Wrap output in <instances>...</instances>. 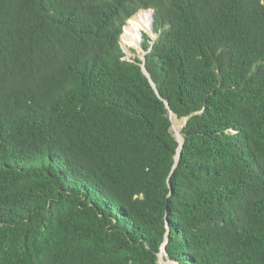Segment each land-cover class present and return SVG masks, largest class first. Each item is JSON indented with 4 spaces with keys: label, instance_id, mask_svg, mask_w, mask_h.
I'll return each instance as SVG.
<instances>
[{
    "label": "trees",
    "instance_id": "16d2710c",
    "mask_svg": "<svg viewBox=\"0 0 264 264\" xmlns=\"http://www.w3.org/2000/svg\"><path fill=\"white\" fill-rule=\"evenodd\" d=\"M0 264H264V0H0Z\"/></svg>",
    "mask_w": 264,
    "mask_h": 264
},
{
    "label": "rangeland",
    "instance_id": "374dc122",
    "mask_svg": "<svg viewBox=\"0 0 264 264\" xmlns=\"http://www.w3.org/2000/svg\"><path fill=\"white\" fill-rule=\"evenodd\" d=\"M145 11H147V10H141L136 15L145 14V13H143ZM136 15L133 16L134 18L132 17L131 19H129L127 21L126 25L123 28V34L121 36V46H122L123 50L125 51L126 57H131V56H134V55H138L139 57H142V55L144 53V50L142 49V46H141V43L144 41L143 34H147L151 38L155 37V35L151 33V30H150V21H149L148 28L146 30H144V31L141 32V36H140V39H139V47L138 46H131V45H128V44L126 45L125 44V42H124V32H125L126 28H128V26L131 24V21H133V20L136 19ZM145 15H147V14H145ZM131 49H133L134 51H131ZM170 117H171V122H172L171 128H170L172 134L174 135V137L176 139H178V140H179V138L182 139L181 128H182V126L185 123V118H178L176 115H174L172 113L170 114ZM160 261H163L162 255H160Z\"/></svg>",
    "mask_w": 264,
    "mask_h": 264
},
{
    "label": "bare ground",
    "instance_id": "6f19581e",
    "mask_svg": "<svg viewBox=\"0 0 264 264\" xmlns=\"http://www.w3.org/2000/svg\"><path fill=\"white\" fill-rule=\"evenodd\" d=\"M143 13L147 15L145 14L136 15V19L131 21V24L128 26V28L125 27L126 30L124 32V42L126 45L128 44L131 46L139 47V39L141 36V32L148 28L149 21H150V27H151V20H150L151 15H152L151 12L145 11ZM179 140L181 141V138H179Z\"/></svg>",
    "mask_w": 264,
    "mask_h": 264
},
{
    "label": "water",
    "instance_id": "95a60500",
    "mask_svg": "<svg viewBox=\"0 0 264 264\" xmlns=\"http://www.w3.org/2000/svg\"><path fill=\"white\" fill-rule=\"evenodd\" d=\"M147 11H150L151 14L153 13V11H152L151 9H150V10H147ZM151 20H152V15H151ZM150 30H151V33L153 34L152 26L150 27ZM141 59H142V69H143V71L147 74L146 70L144 69V58L141 57ZM170 114H171V112H170ZM170 114H169V118H170V120H171ZM177 141L179 142V149H180L181 144H182V139H181V141L177 139ZM178 156H179V154H177V157H178Z\"/></svg>",
    "mask_w": 264,
    "mask_h": 264
}]
</instances>
